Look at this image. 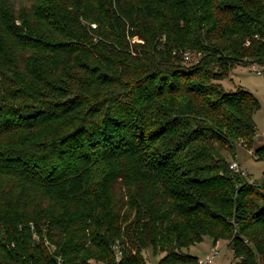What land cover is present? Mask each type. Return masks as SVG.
<instances>
[{"label":"trees","instance_id":"obj_1","mask_svg":"<svg viewBox=\"0 0 264 264\" xmlns=\"http://www.w3.org/2000/svg\"><path fill=\"white\" fill-rule=\"evenodd\" d=\"M253 64L264 0H0V264H264Z\"/></svg>","mask_w":264,"mask_h":264},{"label":"rangeland","instance_id":"obj_2","mask_svg":"<svg viewBox=\"0 0 264 264\" xmlns=\"http://www.w3.org/2000/svg\"><path fill=\"white\" fill-rule=\"evenodd\" d=\"M19 3L18 1L17 5ZM223 84L227 90L246 88L252 91L260 101V108L255 113L257 132L253 148L249 149L238 144L234 160L241 161L242 170L248 173L250 179L261 178L264 176V159H257L255 152L264 147V72L259 73L252 65L238 66L228 78L223 80ZM185 251L198 256V258H204L208 254L212 258L211 264H236L239 260L227 240H220L215 245L213 239L208 235L204 237L203 241L191 245Z\"/></svg>","mask_w":264,"mask_h":264},{"label":"built area","instance_id":"obj_3","mask_svg":"<svg viewBox=\"0 0 264 264\" xmlns=\"http://www.w3.org/2000/svg\"><path fill=\"white\" fill-rule=\"evenodd\" d=\"M184 58L185 60H190L191 59V55L188 51L184 52ZM253 68L255 70H257L259 73H263L264 72V65L260 66L258 64H253L252 65ZM231 168L235 169V170H239L240 169V164L237 160H234L231 162ZM118 258H119V254H118ZM199 262L200 264H208L212 262V258L210 257V255L207 254L206 257L204 258H199ZM59 264H62L61 262H59ZM96 264V263H94ZM152 264H156V263H152Z\"/></svg>","mask_w":264,"mask_h":264},{"label":"crops","instance_id":"obj_4","mask_svg":"<svg viewBox=\"0 0 264 264\" xmlns=\"http://www.w3.org/2000/svg\"><path fill=\"white\" fill-rule=\"evenodd\" d=\"M239 163H240V165H241V161H238ZM241 169H242V165H241ZM246 173V175H248V173L247 172H245ZM253 179V178H252Z\"/></svg>","mask_w":264,"mask_h":264}]
</instances>
